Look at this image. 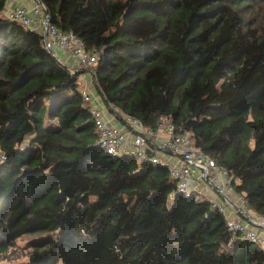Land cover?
<instances>
[{"label": "trees", "instance_id": "obj_1", "mask_svg": "<svg viewBox=\"0 0 264 264\" xmlns=\"http://www.w3.org/2000/svg\"><path fill=\"white\" fill-rule=\"evenodd\" d=\"M41 1L99 60L72 73L0 0V261L264 264L167 164L100 149L79 81L89 71L105 105L189 133L264 214V0Z\"/></svg>", "mask_w": 264, "mask_h": 264}, {"label": "built area", "instance_id": "obj_2", "mask_svg": "<svg viewBox=\"0 0 264 264\" xmlns=\"http://www.w3.org/2000/svg\"><path fill=\"white\" fill-rule=\"evenodd\" d=\"M31 5L8 0L6 16L37 31L45 47L57 55L59 49L66 51L81 68L97 64L99 56L87 49L84 41L72 31H62L52 22L46 5L41 0H32ZM83 101L90 104V111L98 132L96 145L111 155H132L139 161L167 164L177 190L187 196L198 192L200 179L212 187L224 201L211 199L224 213L229 229L239 237L248 239L264 247V214L254 212L247 198L233 187V175L207 155L202 149L192 145L190 134L178 132L169 119H164L157 129L146 127L138 119L125 114L114 104H93V94L89 87L82 90ZM107 107V108H106ZM169 155L168 159L160 153ZM170 157H175L171 161ZM6 159L0 149V161ZM231 204L240 218H235L226 207ZM246 219L247 221H244Z\"/></svg>", "mask_w": 264, "mask_h": 264}, {"label": "crops", "instance_id": "obj_3", "mask_svg": "<svg viewBox=\"0 0 264 264\" xmlns=\"http://www.w3.org/2000/svg\"><path fill=\"white\" fill-rule=\"evenodd\" d=\"M15 1L18 2V3H22L23 2L24 4H27V5H31L33 3L32 0H20L21 2L18 1V0H15ZM5 14H6V12H5ZM56 56L64 64H66L70 69H77L78 66L76 65V63L70 57H68L66 51L59 49L57 51V55ZM89 73H90L89 71H86V72H83V73H81L79 75L80 88H81V90H83V89L89 87V90L93 94V99H94L93 104L95 106L102 107V103L99 102L100 97L99 98L94 97V94H95L97 88H96V85H95V83L93 81V76H92V80L89 79V75H88ZM170 158H171L170 159L171 161H175L176 160L175 157H170ZM197 189H198V192L200 193V195L197 197L199 199L207 198V199H210V200L211 199H215V200L217 199V200L224 201L223 198H221L216 193V191L212 187L208 186V184L205 181H203L202 179L199 180ZM226 207L231 212L233 217L240 218L238 213H236L234 207L231 204L226 203ZM244 221H247V220L244 219Z\"/></svg>", "mask_w": 264, "mask_h": 264}, {"label": "rangeland", "instance_id": "obj_4", "mask_svg": "<svg viewBox=\"0 0 264 264\" xmlns=\"http://www.w3.org/2000/svg\"><path fill=\"white\" fill-rule=\"evenodd\" d=\"M18 1H20V0H18ZM258 18H259V22L261 24L262 30H264V10L263 11L261 10ZM88 75H89V79L92 80V74L89 73ZM94 97H96V98H99L100 97L99 102L102 103L103 106H104V108H105V103L102 100V97H101L100 92L98 90H96V92L94 94ZM160 154H162L164 156V158H166V159H168V157H169V155L166 154V153H163L162 152ZM31 239H32V236H24L23 238H21V239H19L17 241L18 246L21 247V248H27L28 247V244L31 241ZM27 261H28V257L22 255L19 259H15L13 261H7V260L0 261V264H20V263H26Z\"/></svg>", "mask_w": 264, "mask_h": 264}]
</instances>
